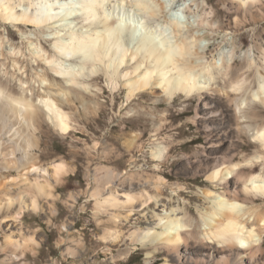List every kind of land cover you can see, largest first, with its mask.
Returning <instances> with one entry per match:
<instances>
[{"label":"rangeland","instance_id":"rangeland-1","mask_svg":"<svg viewBox=\"0 0 264 264\" xmlns=\"http://www.w3.org/2000/svg\"><path fill=\"white\" fill-rule=\"evenodd\" d=\"M135 1L105 0L104 7L120 16L143 17L142 33L152 27L156 39L183 40L189 47L185 54L189 60L210 62L221 67L220 72L201 97L178 94L168 99L154 86L130 98L126 80L113 83L100 61L88 64L86 84L81 86L87 102L61 106L70 122L66 133L55 129L41 112L28 123L14 116L8 106L1 107L6 99L0 100V264H164L174 260L171 253L153 251L133 236L150 225L154 213H161V204L202 230L197 208L205 201L203 189L212 187L206 179L210 171L204 170L205 165H189L207 158V153L228 152L241 160L245 174L264 176V150L251 131L243 129L248 124L264 126V105L250 102L258 89V71L264 75V0L249 6L240 0H146L156 12H146V16ZM2 22L0 86L14 95L24 90L23 94L37 102L43 88L36 75L46 69L54 72L31 52L40 43L52 53V32L22 22ZM40 54L46 55L44 51ZM230 57L232 78L244 80L240 93L228 94L224 87L225 62ZM249 58L255 62L247 67ZM18 66L20 71L15 70ZM243 97L245 110L241 111L236 102ZM28 139L31 146L26 145ZM156 145L167 148L162 159L152 158ZM57 164L64 171L54 175ZM107 168L120 178L103 187L101 176ZM36 182L49 183L50 194H37ZM158 184L159 201L153 198L150 206H135L128 218L127 208L97 203L108 189L123 198L124 192L142 188L155 194ZM246 204L264 217V197ZM261 224L255 222L257 231L262 230ZM115 230L123 234L120 241L110 236ZM215 245L221 259L227 252L213 241H189L179 253L207 260ZM257 264H264V252Z\"/></svg>","mask_w":264,"mask_h":264},{"label":"bare ground","instance_id":"bare-ground-1","mask_svg":"<svg viewBox=\"0 0 264 264\" xmlns=\"http://www.w3.org/2000/svg\"><path fill=\"white\" fill-rule=\"evenodd\" d=\"M104 1L0 0V19L4 23L22 22L25 25L38 26L39 29H48L52 32L54 47L52 53H47L39 43V46L34 47L31 52L54 72L51 74L46 69L41 76L35 73L37 78L39 77V85L43 88L37 95V102L23 94L24 90L20 95H14L0 86V100L6 99L3 101L6 105L1 104V107L8 106L14 116L22 117L28 123H33L35 115L41 112L55 129L66 133L70 129V122L61 106L70 105L76 101L83 105L87 102L86 94L81 88L82 85L85 86L88 77L86 67H90L87 66L88 64L95 65L98 61L103 64L105 73L113 83L120 78L126 80L124 84L130 98L154 86H159L168 99L178 94L186 98L194 95L201 97L206 93V89L211 88L209 87L212 84L211 80L215 77L217 70L220 72L221 67H214L210 62L205 64L201 60H195L196 63H194V60L191 61L185 56L189 52L186 42L167 41L159 35V39H156L155 28L152 27L142 33V26L145 25L143 17L117 15L104 7ZM120 1L123 2V0ZM240 1L241 4L249 6L256 0ZM135 6L142 11L143 16H146L144 14L146 12L150 15L155 12L148 7L146 0H136ZM124 28L127 29L126 33L123 32ZM134 42L136 44L133 45ZM160 42L163 43L162 48L159 46ZM0 46L2 47V41ZM40 51H44L46 55L40 54ZM232 58H227L225 62L224 87L229 91L228 94L243 92L244 87L243 79L235 81L232 78L233 74L230 71ZM211 60L214 64L217 63L216 57H212ZM254 62L253 58H249L247 67ZM19 68L21 69L18 66L15 70L20 71ZM94 69L92 68L91 71H95ZM257 74L258 89L252 92L250 102L258 101L264 105V75L259 71ZM20 81L24 83L22 77ZM244 101L243 97L240 103L236 102L241 111L245 110ZM158 104L159 102H156L155 106ZM209 112L213 113L211 116H214L215 111ZM240 117L246 119L247 116L241 113ZM243 129L251 131L256 143L264 150V126L251 127L248 124ZM25 142L27 146L32 145L29 139ZM166 151V146L156 145L151 152L152 158L162 159ZM227 153L219 156L207 153V158L189 165L200 167L205 165L204 170L210 171L206 179L212 187L203 189L201 196L205 198V201L197 208L202 220V230L192 227L190 220L183 215L178 216L175 209L164 210L165 204H161L163 206L161 213H154L155 218L149 223L150 225L141 228L137 236L131 233L130 237L133 236L134 240L144 246H152L153 251L171 253L174 260L164 264H257L258 256L264 252V217L258 213V209L248 206L246 202L247 200L253 202L256 198L264 197V176L260 173L245 174L241 160L236 161L234 153ZM200 162L203 163L200 164ZM63 171V166L57 164L53 174ZM117 176L120 178L118 173L107 168L101 176L102 186L105 187L111 181H116ZM230 178H236V181L232 183ZM160 179L158 177L156 182ZM155 187L157 189L155 194L142 188L140 192H124L123 198H120L112 189H108L101 199H97V203L100 206L107 203L110 206L127 208L128 213L125 218H128L129 212L134 211L135 206L144 204L150 206L153 198L159 201L157 198L160 195V186L158 184ZM34 188L37 194L47 196L50 194L48 188L50 189L51 185L36 182ZM37 194H34L33 202ZM165 218L167 219L163 220ZM254 221H262V230H256ZM160 222H162L161 225ZM116 233L115 230V233H111L110 236L113 240L120 241L123 234L120 231ZM189 241L195 243L213 241L227 253L218 259L216 255L218 249L215 245L212 252L207 254V260L204 257L200 259L183 257L179 250L182 244Z\"/></svg>","mask_w":264,"mask_h":264}]
</instances>
